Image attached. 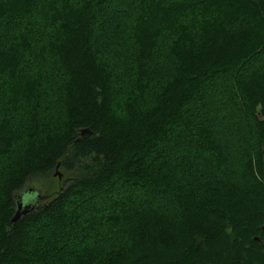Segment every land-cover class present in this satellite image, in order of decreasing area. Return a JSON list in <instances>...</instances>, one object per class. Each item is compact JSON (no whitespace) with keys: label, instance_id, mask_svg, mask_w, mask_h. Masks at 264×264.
I'll return each instance as SVG.
<instances>
[{"label":"trees","instance_id":"16d2710c","mask_svg":"<svg viewBox=\"0 0 264 264\" xmlns=\"http://www.w3.org/2000/svg\"><path fill=\"white\" fill-rule=\"evenodd\" d=\"M109 1L0 0V264H264V0L123 1L105 22L134 41L118 79L94 42ZM161 34L171 71L149 90ZM220 83L236 121L197 116ZM57 164L58 191L12 223Z\"/></svg>","mask_w":264,"mask_h":264},{"label":"rangeland","instance_id":"374dc122","mask_svg":"<svg viewBox=\"0 0 264 264\" xmlns=\"http://www.w3.org/2000/svg\"><path fill=\"white\" fill-rule=\"evenodd\" d=\"M123 1H127V0L109 1L101 9L100 14L98 16V24L100 26H99V29L97 32L96 40L94 41L95 44L97 46H99V48L102 50V54H101L102 55L101 56L102 66L106 70H108V72L110 73L111 76H113L117 79H118V77H120L117 75L124 68V66H126L127 64H129V66H130V64H131L130 58H132V55H133V49H134V43L133 42L134 41H133L132 37L130 36L129 32H125L126 37H125V33H123L122 37H114L113 36L114 34H112L114 27H108L109 29L106 28L105 22L107 21V19H111L112 17H114L116 11H119L120 9H122L121 7H123V5H124ZM158 1L166 2L169 0H158ZM128 3H129V1H128ZM128 3L125 4V6H128ZM120 21H121V24H123V23L128 24L129 23V22H125V17H122V19H120ZM128 21H130V20H128ZM12 28H14V27H9L6 24V22L2 23V24L0 23V42H2L3 44H7L10 42V38L14 34L12 32ZM100 29H101V32L99 31ZM159 39H160V42L157 43L155 46L153 58L150 59L149 64H148V66H149L148 71L150 72V75L148 77L151 78V79H148L150 82V86L148 85L149 90H152L153 88L157 87L160 84V81H163L166 79V77L169 75V73L171 71V66H172L171 65V59L167 55L166 50L164 48L165 36H163L161 34ZM28 56H30V55H28ZM257 58H258L257 62L256 63L254 62V64L252 65V68H257V67L261 68L264 65V53L261 54ZM24 66H26V65L24 64ZM249 69L252 71L251 68H249ZM131 70H132V65H131ZM127 71H129V70H127ZM55 73H58V72L56 71ZM47 76H48V73L45 71H43V75H39L40 78H43V77L47 78ZM3 79L7 80V78H3V75H1L0 76V104H3V102L6 100V98L2 95V93L4 92V91H2V87H1V85L3 83L2 82ZM117 79H116V81L113 80V82H111L112 96H113L115 103L120 102V97L118 95L125 87L124 83L121 80H117ZM221 86H223L221 83L217 84V86H214L215 90H212V91H210V90L208 91V89L203 88V90L201 92L205 95V98H206L205 102L207 104L201 108L202 110L200 112H197L198 117L200 115L210 116V115H213L212 113L217 112L218 116H220V117L224 116V119L228 120V122H231V120L232 121L237 120V118L239 116L238 111L236 112L235 110H233L228 102L222 101L220 96H223V95H220V93L216 94L217 90L220 89ZM47 101L48 100L44 99L43 104L46 103ZM144 104L145 105L149 104L148 98L145 99ZM45 106H47V103L45 104ZM196 106L197 105H195L193 102H190L188 105V107H190L192 111L196 110ZM0 110H2L1 107H0ZM112 111H114L117 115L122 114L120 111H118L116 109V107H113ZM0 113H2V112L0 111ZM14 118H16L17 122H18L19 116H14ZM21 121L23 122V119ZM222 133H223L224 137L226 136V138H230L231 136L229 137L228 134L231 135L232 131L228 133L227 131L223 130ZM238 133H240V132H238ZM174 139L176 141L175 143L177 146L179 144L183 145L185 143V141L182 140V138L179 135H177L176 138L174 137ZM229 144H230V146H233V142H231V143L229 142ZM244 150H245V148L242 149V151H244ZM13 151H15V150H13ZM168 153H169V151H168ZM172 153H173L174 157L181 156L177 151H172ZM10 156H15V155L12 152L10 154ZM198 157L201 158L200 156H198ZM203 158H204L203 160L206 163H208L207 157L206 158L203 157ZM192 161H193V163L194 162L197 163L196 165H198L200 167H201V165H204V162L194 161V159H192ZM232 161L235 162V159H232ZM239 161H240V159L235 164L238 165ZM187 163L189 164L188 160H187ZM187 165H185V167H183L181 170L179 169L178 172L181 173L182 171L186 170ZM236 168H238V166ZM166 169L168 170L169 168H166ZM58 171L61 172V174H62L61 179L59 180L57 176L52 174L50 181H49V182H51L52 191L45 193L43 190L42 191H40L41 189L39 190V193L46 198V199L45 198L41 199L39 201L40 203L45 202L47 199L49 200V198L55 194L54 192L58 191L61 184L65 180V177H67V174L64 173V171H62V170H58ZM213 175H216V174L213 173ZM186 181H189L188 177H186L185 182ZM29 187H34V186L28 185V188ZM123 195L124 194H122V193L114 192L112 196L115 198H121V196H123ZM133 195H135L134 197L138 198L139 192H135L131 196L133 197ZM97 201L95 202L96 204L99 203V201L98 202ZM149 203L153 205L155 202H149ZM89 208L90 207H86L87 210H89ZM167 211H168V207L165 209V212H167ZM76 232H77L76 233L77 236L79 235V233L80 234L83 233V231H80V229H78V231H76ZM103 235L104 234H102V236ZM102 236L95 237L94 239H99ZM111 238L112 237L110 236L109 239H111ZM94 242H95V240H94ZM94 244H96V243H94Z\"/></svg>","mask_w":264,"mask_h":264},{"label":"water","instance_id":"95a60500","mask_svg":"<svg viewBox=\"0 0 264 264\" xmlns=\"http://www.w3.org/2000/svg\"><path fill=\"white\" fill-rule=\"evenodd\" d=\"M89 133L90 132L87 128H82L79 131L80 136L88 135ZM58 167H59V164H57L55 167L54 175L57 176L58 179L60 180L62 177V174H61V172L58 171ZM31 193L33 194L32 191H31ZM43 198L44 197L41 196L39 193H37L36 195H33V198H29V199H25V200L23 199L22 195H19V196L16 195V197H15V210H14V214L11 218V222L14 223L15 221L22 218L23 216H26V215L30 214L31 212H33L34 210L38 209L39 208L38 203Z\"/></svg>","mask_w":264,"mask_h":264},{"label":"flooded vegetation","instance_id":"af4514ba","mask_svg":"<svg viewBox=\"0 0 264 264\" xmlns=\"http://www.w3.org/2000/svg\"><path fill=\"white\" fill-rule=\"evenodd\" d=\"M18 195V194H17Z\"/></svg>","mask_w":264,"mask_h":264}]
</instances>
